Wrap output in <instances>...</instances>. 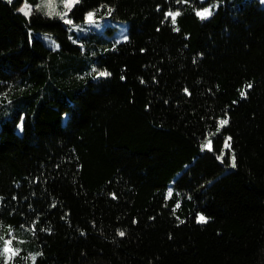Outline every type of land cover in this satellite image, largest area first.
I'll return each mask as SVG.
<instances>
[{
    "label": "trees",
    "instance_id": "16d2710c",
    "mask_svg": "<svg viewBox=\"0 0 264 264\" xmlns=\"http://www.w3.org/2000/svg\"><path fill=\"white\" fill-rule=\"evenodd\" d=\"M23 1L0 0V226L30 231L33 264H264L260 2L79 0L73 23L128 25L83 80L63 24Z\"/></svg>",
    "mask_w": 264,
    "mask_h": 264
},
{
    "label": "rangeland",
    "instance_id": "374dc122",
    "mask_svg": "<svg viewBox=\"0 0 264 264\" xmlns=\"http://www.w3.org/2000/svg\"><path fill=\"white\" fill-rule=\"evenodd\" d=\"M4 1L10 3L9 0ZM12 1L13 0H11V2ZM247 1L250 0H229L228 3L230 9L236 10L241 4ZM258 1L264 8V0ZM25 3L31 10L34 9L47 17L56 18L63 24L67 31L69 41L79 47L81 54L68 66H61L60 68L69 73H74L78 78L83 80H97L103 77L100 75L101 72L94 69L93 62L97 55L104 54L108 50H115L118 44L127 39V23L113 20L110 17V9L108 8L104 17L96 18L94 12H89L93 14L92 22L88 21L87 17L89 13H87L83 21L73 23L69 18V12L74 3H71L70 7H65L66 0H24L22 5L18 8V12L24 17L28 15H24L19 9L24 7ZM48 4H51V7L46 6ZM218 6L219 2H215L207 8H210L213 13ZM49 12H52V14L49 15ZM66 21H71V23H67ZM35 36L40 39L48 49L56 50L58 48L50 35L36 33ZM11 115L12 113L8 114L6 117H11ZM222 119L227 118L221 117L218 122ZM207 141L208 140L203 142V144ZM202 151L210 150L202 148ZM6 247L9 249L7 252L5 251ZM36 256L37 253L33 251L31 245V233L29 230L11 229L9 227L0 226V264H16L14 261L16 257H24L27 262L33 264Z\"/></svg>",
    "mask_w": 264,
    "mask_h": 264
},
{
    "label": "snow or ice",
    "instance_id": "6c2138e0",
    "mask_svg": "<svg viewBox=\"0 0 264 264\" xmlns=\"http://www.w3.org/2000/svg\"><path fill=\"white\" fill-rule=\"evenodd\" d=\"M9 2L11 3V0H9ZM79 0H66V3H65V7H70L71 6V3H78ZM178 2H180V0H178ZM183 2L187 3V0H183ZM48 7H51V4H48L46 5ZM20 12L24 13V15H29L30 14V7L25 3V6L22 7L21 9H19ZM49 15L52 14V12H49L48 13ZM66 15V14H65ZM180 13L179 12H168L166 13V16L165 18L167 19L168 17H171V22L173 25H175L176 23V17L179 16ZM196 15L201 19V20H204V19H207L209 16L212 15V12H211V9L210 8H205L203 9L202 11H197L196 12ZM92 18H93V14L92 13H89L88 14V21L89 22H92ZM67 23H71V21H66ZM178 30V29H177ZM101 76H107L109 75V73L107 72H101L100 73ZM248 88H251V84H249L247 86ZM187 91V90H185ZM241 96L242 97H245L246 96V92L245 91H241ZM228 123V120L227 119H222L218 122V127H217V132L220 131V128L224 127L226 124ZM231 140V137H228L226 138L225 140V147L228 148L230 147V144H229V141ZM202 148H206L208 150H211V140H208L205 144L202 145ZM219 159H222L223 157H218ZM236 164H235V156L233 155L232 157V167H235ZM171 195V192H169V196ZM177 207H179V205H177ZM181 223H183V221H181ZM197 223H201V224H204V223H207V218L204 217L203 215H199L197 217ZM118 235H120L121 237H123L125 235V233L123 231H119L118 232ZM10 243V242H9ZM5 251H9V249L6 247L5 248ZM34 259V258H33Z\"/></svg>",
    "mask_w": 264,
    "mask_h": 264
}]
</instances>
